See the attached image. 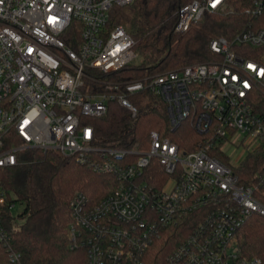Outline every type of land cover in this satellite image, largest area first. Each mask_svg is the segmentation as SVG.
<instances>
[{
	"label": "built area",
	"instance_id": "1",
	"mask_svg": "<svg viewBox=\"0 0 264 264\" xmlns=\"http://www.w3.org/2000/svg\"><path fill=\"white\" fill-rule=\"evenodd\" d=\"M135 1L0 0V168L37 148L116 178L106 196L93 201L77 192L70 201L73 246L85 249L86 264H146L176 225L192 229L163 264H264L243 257L239 241L252 215L264 217V0H254L243 29L210 40L213 59L112 82L105 76L138 53L123 25L108 27L110 11ZM226 1L181 4L174 30L187 32ZM74 21L78 35L70 31ZM144 89L166 102L173 131L189 122L200 135L194 148L156 131L146 149L95 144L87 118L106 115L111 101L135 118L129 94ZM251 156L255 170L242 181L238 169ZM7 195L0 181V216L2 205L15 206Z\"/></svg>",
	"mask_w": 264,
	"mask_h": 264
},
{
	"label": "trees",
	"instance_id": "2",
	"mask_svg": "<svg viewBox=\"0 0 264 264\" xmlns=\"http://www.w3.org/2000/svg\"><path fill=\"white\" fill-rule=\"evenodd\" d=\"M188 1L136 0L124 7H113L108 27L121 24L126 28L135 41L138 60L105 77L124 83L211 60L214 54L210 40L231 37L243 29L254 5V0H227L224 8L206 13L187 32L177 33L174 26L178 7ZM79 24L74 21L70 31L78 35ZM95 74L101 75L98 71ZM93 86L106 90L98 83ZM129 99L138 109L135 118L117 101L110 102L106 115L87 118L94 127L96 145L146 149L152 131L171 137L183 149L194 148L200 139L189 123L173 131L166 102L150 89L131 93ZM254 162L251 156L238 169L242 181L253 174ZM153 168L162 172L156 162ZM0 181L8 193V203L23 205L16 215L8 206L1 207L0 221L6 234H0V264H86L85 249L73 246L70 201L77 192L93 201L106 196L117 185L113 175L97 172L75 156L30 148L21 153L19 164L0 168ZM188 222L194 224L193 219ZM191 227H169L149 250L146 264H163ZM239 241L243 257H260L264 261V217L252 215L241 229Z\"/></svg>",
	"mask_w": 264,
	"mask_h": 264
},
{
	"label": "rangeland",
	"instance_id": "3",
	"mask_svg": "<svg viewBox=\"0 0 264 264\" xmlns=\"http://www.w3.org/2000/svg\"><path fill=\"white\" fill-rule=\"evenodd\" d=\"M136 60H138V58H137ZM136 60H135V61H136ZM184 123H189V122L186 121V122H184ZM22 207H23L22 204H20L19 202H16V203H15V206H14L13 209H12V213H13L14 215H16V214L22 209Z\"/></svg>",
	"mask_w": 264,
	"mask_h": 264
},
{
	"label": "snow or ice",
	"instance_id": "4",
	"mask_svg": "<svg viewBox=\"0 0 264 264\" xmlns=\"http://www.w3.org/2000/svg\"><path fill=\"white\" fill-rule=\"evenodd\" d=\"M217 2H219V0H217ZM250 67H252V66L250 65Z\"/></svg>",
	"mask_w": 264,
	"mask_h": 264
}]
</instances>
